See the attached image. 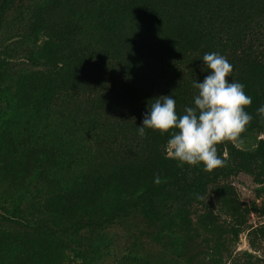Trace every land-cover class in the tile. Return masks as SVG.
<instances>
[{"label": "rangeland", "instance_id": "374dc122", "mask_svg": "<svg viewBox=\"0 0 264 264\" xmlns=\"http://www.w3.org/2000/svg\"><path fill=\"white\" fill-rule=\"evenodd\" d=\"M201 1L0 0V217L29 208L35 220L0 219L1 264L58 263L45 239L50 214L70 203L84 209L109 178L125 184L110 200L113 213L93 224L81 211L71 224L85 228L84 241L62 264H264V119L256 112L264 86H245L253 119L237 140L216 146L226 163L210 172L165 147L160 161L152 140L164 134L137 131L155 98L172 94L178 115L194 106L203 61L188 30ZM220 1L232 28L264 17V0ZM69 58L82 69H65ZM165 67L172 77L158 71ZM35 145L54 149L56 165H33ZM162 172L163 186L144 194L141 178ZM186 193L198 199L178 206ZM145 202L148 219L116 220ZM18 232L25 242L9 237ZM36 235L44 240L28 244Z\"/></svg>", "mask_w": 264, "mask_h": 264}, {"label": "trees", "instance_id": "16d2710c", "mask_svg": "<svg viewBox=\"0 0 264 264\" xmlns=\"http://www.w3.org/2000/svg\"><path fill=\"white\" fill-rule=\"evenodd\" d=\"M4 12V8L0 9V19ZM225 5L220 0H203L200 2V11L195 14L193 25L189 28V32L192 34L196 42V55L203 58L205 53L217 52L227 58V60L233 65V72L228 79L238 80L237 82L244 84L245 86H264V17L257 19L248 16V21L241 22L240 26L233 27L230 24L229 18L225 16ZM243 16V14H242ZM241 16V17H242ZM257 19V20H256ZM65 69L70 68L71 72H75L78 69H82V62L73 60L72 58L63 61ZM204 68V64L198 66L196 70V76L200 79H204L208 74L207 71H201ZM74 70V71H73ZM158 71L163 76L172 77L173 69L170 67L158 68ZM68 74L65 71L62 77H67ZM156 73V72H155ZM148 83V86H155L152 76H144L139 78ZM169 135H155L152 140V148L159 158L162 156V150L164 149ZM30 160L33 165L40 166L45 170L52 168L56 165L59 156L54 149L47 148L43 145H35L29 149ZM58 158V159H57ZM162 161V158H159ZM159 161V162H160ZM168 171H174V166L170 167ZM159 176L161 180L165 178L164 172L157 175L148 177L144 176L140 180V187H146V192H151L156 188L162 187V184H156L154 179ZM46 181V180H45ZM48 184L54 189L56 184L49 181ZM125 184L122 181H117L113 178H109L104 182L96 193L92 196V199L84 209L79 204L70 203L64 212L51 213L49 221V232L45 239L50 247L58 250L56 256L58 263L52 262V264H62L66 260L65 253L70 246H77L81 244L85 232V228H82L81 224L72 225L71 222L76 218H79L80 212L88 210V221L93 224L102 218V221H106L113 212L111 206V198L118 192L117 190L124 189ZM198 199L197 196H192L190 193L184 194L180 198L178 206H182L186 203H192L193 200ZM145 203L129 208L127 210H121L116 216V220H122L124 223H132L133 219L139 215L148 219L150 213L143 211ZM0 219L13 222L18 225H31L35 220L32 213L26 209L14 210L12 207H8L1 210ZM157 218V216H155ZM69 227V228H68ZM25 233H10L9 237L19 242H25ZM44 240V237H38L37 235L32 237L28 244H35L38 241ZM1 264V263H0ZM34 264H39L34 262Z\"/></svg>", "mask_w": 264, "mask_h": 264}, {"label": "clouds", "instance_id": "9594fccd", "mask_svg": "<svg viewBox=\"0 0 264 264\" xmlns=\"http://www.w3.org/2000/svg\"><path fill=\"white\" fill-rule=\"evenodd\" d=\"M207 71L202 82H193L197 90L193 107H185L178 115L176 99L170 94L154 99L143 114L142 126H137L143 137L145 129L167 133L166 156L181 164L192 166L203 164L210 172L223 167L225 159L218 155L217 145L237 140L250 124L253 116L245 111L252 103V97L245 92V85L230 81L233 65L217 52L205 53L202 58ZM264 119V105L256 110ZM156 184L161 178L156 176Z\"/></svg>", "mask_w": 264, "mask_h": 264}]
</instances>
